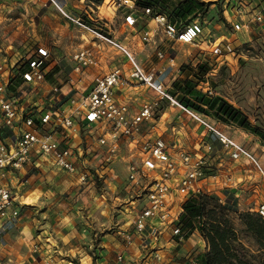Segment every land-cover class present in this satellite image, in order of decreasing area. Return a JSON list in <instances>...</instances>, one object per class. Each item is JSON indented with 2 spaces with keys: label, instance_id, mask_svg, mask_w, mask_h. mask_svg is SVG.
I'll return each mask as SVG.
<instances>
[{
  "label": "rangeland",
  "instance_id": "374dc122",
  "mask_svg": "<svg viewBox=\"0 0 264 264\" xmlns=\"http://www.w3.org/2000/svg\"><path fill=\"white\" fill-rule=\"evenodd\" d=\"M56 1L61 3L60 0ZM113 1L117 3L118 0H81V6L75 7L73 14L94 27L109 32L112 18L123 17V12L126 11L125 8L115 10ZM196 1L203 5L197 6L193 14L177 20V24L184 25L198 21L204 27V31L195 43H181L177 49L167 51L173 52L174 56L178 55L176 72L178 77L170 87L174 89V82L184 81L188 77L193 83L195 82L199 91H204L208 96H217L238 109L251 127L257 129L258 134L254 132L252 134L260 140L246 142L237 131L240 128L244 131L246 129L236 124L225 126L224 123L216 121L210 111L205 115L228 137L256 155L258 151L264 150L258 147L252 149L249 141L251 144L264 143L262 136L264 135V21L257 22L253 20V16L260 7H264V0H227L224 1L225 8L222 4L223 0H218L214 2L213 10L210 9L211 3ZM239 1L244 4L240 15L242 22L248 25L244 33L246 43L243 46L237 42V34L233 31V24L240 21L237 14ZM73 2L75 3L74 0ZM172 2L175 4L166 7L163 12L174 20L172 9L177 2ZM49 5L52 7L49 8ZM218 13H224L227 20L219 18L215 25L209 19L213 14ZM58 15L61 16L49 0H0V61L5 60L8 65L17 61L14 67L23 66L25 58L33 55L37 48H47L50 58L47 61L49 65L45 78L49 76L48 79L57 82L53 85L58 88V97L61 98L64 95H74L82 85L87 88L95 75L106 74L102 71L114 69L113 59L103 62L101 58L112 53L117 54L107 46H96L91 40H88V44H82L85 38H80L72 25H65L66 23ZM213 25L215 28H211ZM76 29L81 30L77 27ZM140 39L143 45H147L142 38ZM219 42L222 47L226 42L231 43L236 49L235 56L230 55L226 58L214 56L211 49ZM121 43L128 48L124 42ZM148 45H156V39L154 43ZM82 48L94 51L97 65H91L81 73L75 74L72 72L74 64L72 55ZM159 51L164 53L163 50L155 47V54ZM53 52H56L59 58L54 57ZM54 60L58 62V70L61 72L53 71L55 66L50 63ZM199 65L209 69L207 73L212 78L207 82L206 78L197 76ZM69 79L71 81L67 86ZM202 83L206 84L205 87L201 85ZM183 93L180 91L177 99H180ZM160 114L159 111L154 114L156 122H159ZM164 119L166 122L164 120L162 121L164 123H160L158 133L163 135L173 150H182L194 157H204V173L207 180L203 185L202 194L216 196L220 204L227 205L226 215L242 243L245 254L249 256L246 259L252 264H264V251L259 250L254 236L246 230L239 218L240 213H256L249 209L257 208L259 205V203L255 204V201L256 196L261 195V181L252 165L244 159L233 161L229 151L216 142L213 143L216 145L213 150L203 146L206 140H211L210 134L202 135L198 127L194 130L190 123L191 119L179 108L168 111ZM154 126H146L144 131L157 132L152 130ZM100 129L99 126H82L78 133L74 132L70 135L69 146L74 150L77 147L83 149L82 160L89 172V179L85 185L79 184L78 181L73 183L72 177L67 172L55 167L51 174L46 173L50 174L48 179L52 183L46 185V179L42 180L41 185L45 187L42 191L44 200L38 206L40 212L33 211L31 219L37 218L34 219L35 227L37 229L46 227L49 235L44 247L41 248V241L37 240L39 242L37 244L40 245L34 243L33 249L40 251L39 253L45 257L44 262L52 260L55 264H112L117 255L122 256L120 264H196V256L202 251H208V244L199 230V227L204 225V219L200 222L195 221L194 229L191 231L185 226L182 229L184 238L180 242L172 236L171 231L166 236L168 240L163 236L164 234L158 233L149 238L139 237L133 234L132 228L127 231L132 233L130 243L121 236L120 232L128 228L132 216L131 202H135L136 210L142 203L135 199V194L140 193V190L128 180L129 153L126 148L122 146L115 159L109 163L104 162L105 149L98 144ZM225 178L229 179L228 187L220 185ZM223 197H226L227 203L224 202ZM176 225L179 228L184 226L179 220ZM194 233L192 240L201 243L202 247L189 244L188 238ZM115 243L121 245L120 250L118 247L115 250H108L110 245ZM134 245L137 249L133 248ZM237 250L240 251V247H237Z\"/></svg>",
  "mask_w": 264,
  "mask_h": 264
},
{
  "label": "built area",
  "instance_id": "2783aa9c",
  "mask_svg": "<svg viewBox=\"0 0 264 264\" xmlns=\"http://www.w3.org/2000/svg\"><path fill=\"white\" fill-rule=\"evenodd\" d=\"M61 16L92 36V43L96 46H107L124 56L128 63L126 70L116 67L104 75L95 76L89 86L78 90L74 95L58 97V88L50 90V100L46 107L37 109L27 102L30 93L45 83L50 52L47 48L39 47L33 55L25 58L23 66L14 67L0 61V111L2 125L13 131L10 139H0V223H15L20 210L12 190L6 180L18 173L25 165L36 157L50 161L55 167L75 174L77 181L85 185L89 179L83 159V149L69 146L70 135L76 132L78 124L85 126H99L105 129L98 137L99 146L105 149L104 162L115 159L123 144L128 148L127 161L128 180L142 189L135 199L142 200V206L131 220L133 234L143 237L156 234L160 230H170L177 241L183 240L184 235L176 225L179 218L178 209L190 196L202 194L203 185L207 180L204 173V157H194L179 150H173L161 133L145 132L146 126L154 119V114L161 101H167L171 106L179 108L189 119L201 127L203 134L215 137L219 145L229 151L233 161L244 159L248 161L261 180H264V163L248 151L241 144L228 137L209 119L197 111L182 105L165 86L158 82L153 73L144 71L136 61L134 55L112 35L102 29L94 27L79 16L71 15L56 0H49ZM137 0L113 1L115 10L125 8L123 12L126 27H133L140 17L148 19V26L142 33L145 44L155 42L156 36L161 34L173 42L183 44L195 43L204 31L198 21L184 25L172 23L165 13H154L151 7L137 9ZM244 4L238 2L237 14L240 21L233 24V31L240 46L246 43L244 33L248 25L242 22L241 13ZM253 20L264 21V7H260ZM211 53L216 57L235 56L236 49L231 43H215ZM157 56L164 58L159 51ZM74 62L72 72L79 74L83 69L97 65L96 55L89 48H82L72 55ZM51 65L57 66L56 60ZM20 78L23 85L16 84ZM206 82L209 78L205 75ZM71 80L67 81L69 84ZM33 85V86H32ZM130 86H145L156 92L155 99L144 103L136 113H131L127 105L119 104L115 97V90ZM210 149V147H208ZM222 187H228L229 179H222ZM177 208V209H176ZM256 213L264 219V203H261ZM127 243L131 242L132 233L123 234ZM121 255H117L112 264H120ZM44 264H55L47 260Z\"/></svg>",
  "mask_w": 264,
  "mask_h": 264
},
{
  "label": "crops",
  "instance_id": "0c3cea01",
  "mask_svg": "<svg viewBox=\"0 0 264 264\" xmlns=\"http://www.w3.org/2000/svg\"><path fill=\"white\" fill-rule=\"evenodd\" d=\"M74 1L75 3L73 2V0H60L61 3L59 4L62 5L68 12L73 14L75 10L74 8L81 6L80 4L81 0H74ZM153 1H156V0H153ZM172 1H176L177 3L175 6H177L179 2H181L182 0H159V2H157V6L159 9L164 10L166 9V7L173 6V4H175ZM200 1L211 3L210 9H212L215 5L214 2H217L218 0H200ZM224 1H227V0H223L222 2L223 7L225 8L226 5ZM142 2L152 3V0H137L136 5L137 7H139L138 8L139 10L141 9L140 6L142 7L145 6V4H142ZM153 4H156V3H153ZM51 7L52 6L49 5V8ZM154 7H156V5ZM224 13L226 14L227 12H224ZM224 13L222 14L218 13L217 15L213 14L210 17L209 21L210 22L213 21L214 24L217 25L219 18L226 19V15ZM58 16L64 23H66L65 25H72L74 30L78 33V36L80 35V38H85V41L81 42L82 44H88V40L92 41V36L89 33L85 31L83 32L81 30H77L73 24L66 21L60 15ZM112 20L113 21L112 22L110 21L109 23L112 25V27H109V32L108 31L106 32L110 33L112 37H114L116 40L118 41L120 40L121 42H124L129 48V49L127 48L128 51H130V53L134 55L136 61L142 66L144 71L148 73H153L158 82L162 83L172 95L177 96L178 93H175L176 90L171 89L170 86H171V83L175 81L178 77V75L176 74V72L178 71L177 70L178 55L176 54L174 56L173 52L168 53L167 51H171V49L172 50L177 49L179 45H181V43L170 41L166 38H163L161 34H158L156 36V45H143L140 38H141L143 31L147 28L149 24L148 19H146L145 17H140L137 20L136 24L131 28L126 27V25L124 24L123 17H115V18H112ZM215 25L211 26V28H215ZM221 35L224 36V34H221ZM155 47H158V49L164 51L163 59L158 58L157 54H155L154 52ZM110 49L113 50L115 54H117L116 50L112 48ZM52 51H54V49ZM53 54H55L54 57L59 58L56 55V52H53ZM110 58L114 60L113 68L121 67V66L123 67L124 70L128 68V63L126 61V58L119 54L114 55L112 53L107 57L103 56L101 58V61L104 62ZM15 62L17 63V61ZM16 63H12V65L10 66H14V64ZM56 63L58 64L57 61ZM58 68H59V65L55 66L53 71L61 72V70H58ZM102 72L107 73L109 72V70L107 69ZM102 72H99V73H102ZM48 77L49 76H46L45 83L37 87L35 92L30 93V95L27 98L28 104H30L31 106L37 109L44 108L46 107V105L49 104V100L51 98L50 90L52 87H54L53 84H57L56 81H51L50 79H48ZM15 82L18 85H23L22 88H26V85L24 83L22 84V81L20 80L19 77L16 78ZM82 84L83 83H80V85ZM66 85L68 86L69 84L66 83ZM201 85L205 87L206 84L202 83ZM85 88H86L85 85H82L81 88H78V90H83ZM203 90H205V88H203ZM156 96L157 95L155 91L147 87L145 88V86H130V87L122 88V89L118 88L115 90V97H116L117 102L119 104L127 105L131 113H136L144 103L155 99ZM61 99H63V97ZM175 108H176L175 106H171L167 101L165 100L161 101L159 104V107L157 108L155 112L157 113L159 111L161 113L160 117L158 118L159 122H156L154 118L152 123L148 125V127L155 125L154 127H152V130H155V131H157V129L160 130V123L165 120L164 116L167 114L168 111L174 110ZM2 117L3 116L0 111V139L8 140L13 136V131L2 125V119H3ZM216 121H219V120H216ZM164 122H166V120ZM190 123L191 125H193L194 130L197 129L198 127L199 130L201 131V134L203 135V132H202L203 130L201 129V127H199L198 124H196L195 122L191 120H190ZM82 126H85V125L78 124L76 133L79 132L80 127ZM225 126H229V125L225 124ZM104 130L105 129H102V128L100 129L99 136L104 132ZM239 130L237 131L240 133L241 137L244 138L242 140H246V142L248 140L256 141L258 139L257 136H254L252 132L248 130L244 131V130H241V128ZM148 131L152 132L151 130H148ZM152 133H155V132H152ZM210 138L211 140L213 139V141L206 140L203 146L210 147L209 150H213L214 147L216 146V145H213V143L216 142V144L218 145L219 143L215 139V137L210 135ZM249 145L252 146L251 147L252 149H254L255 147H258L260 150H264V147H262L264 143L262 142H255L251 144L249 141ZM122 146L123 148H126V150L128 151V148L126 147L125 144H123ZM128 153L130 152L128 151ZM254 156H256L262 163H264V151H258L257 154ZM54 167L55 166L47 159L42 158V157H38V158L36 157L31 163L25 165L22 169H20L18 173H15L13 176H11V178L6 180V184L12 190L15 196L16 202L19 206L20 216L15 223H8V224L0 223V264H44L43 262L45 260V257H43L41 253H39L40 251L39 252L35 251V249H33V246H34V243H36L35 245L37 246L40 245V244H37L39 243L37 240H40L41 248L44 247V245H46L45 240L47 238V235H49V233L46 227H43V229H37V227H35L36 220L34 221V219H37V218L31 219V215L33 211L35 210L38 213L40 212L38 206L41 205L42 201L44 200L42 191H44L45 189V187H43L41 183L43 179H46V185L52 183L48 179V175H50L52 171H54L53 170ZM48 172H50V174H46ZM67 174L72 177L73 183L77 182V177L75 174H69V173ZM260 181H261V184H260L261 195L259 196L257 195L256 201H255V204L259 203V205L261 203H264V180L260 179ZM135 188L140 190V193L135 194V198H136L138 195L141 194L142 189L139 187H135ZM28 199H30V201ZM223 199H224V202L227 203L226 197H223ZM139 201H142V200H139ZM131 203L132 204L130 208L132 211V216L128 223V228L122 229V231L120 232L122 237L126 231L132 228L130 224L131 220L133 216L138 212L140 207L142 206V204H139L136 210V208L134 207L135 202L133 203L132 201ZM256 209L257 208H251L249 210H253L256 212ZM181 212H182V208L180 207V209H178L179 215L181 214ZM159 230L160 231L158 232V234L159 235L164 234L163 236L165 238L166 236H168L170 232V230L163 231V229L161 228H159ZM148 231L146 232V235L143 237L149 238L152 236V234H149ZM153 235H156V234H153ZM194 235L195 233L190 238H188L189 244L191 246H195V244H197L199 247H202L201 243H199L198 241L195 242L192 240L193 239L192 237ZM153 238L155 239V236ZM166 240H168V238H166ZM117 247L119 249L121 245L119 243H115L113 245H110V249L108 250H115ZM133 248L137 249V246L134 245ZM116 251L118 252V250Z\"/></svg>",
  "mask_w": 264,
  "mask_h": 264
},
{
  "label": "trees",
  "instance_id": "16d2710c",
  "mask_svg": "<svg viewBox=\"0 0 264 264\" xmlns=\"http://www.w3.org/2000/svg\"><path fill=\"white\" fill-rule=\"evenodd\" d=\"M137 2V1H136ZM159 0L152 3L147 2L144 7H151L154 13H164L163 9L154 7ZM156 3V4H153ZM154 5V6H153ZM203 3L196 0H182L173 8L174 20H169L177 24V20L185 18L195 12L196 7H201ZM167 9V8H166ZM165 10V9H164ZM197 76L205 75L209 71L205 66L197 67ZM175 93L183 91V96L176 99L184 106L205 115L210 111L215 118L224 124H236L248 131L258 134L257 129L251 127L249 121L242 113L232 105L217 96H208L206 93L199 91L190 78L184 81H176L173 84ZM174 96V95H173ZM191 98V99H190ZM261 135V134H260ZM264 136V135H262ZM182 212L179 215V223L189 227L191 231L195 221H204L203 227H199L204 239L208 244V251L202 252L196 256V264H252L246 257L242 243L237 238L235 229L226 215L227 205H222L218 199L207 194H197L188 197L181 206ZM239 218L246 230L254 236L258 243L259 250L264 251V219L257 213L244 212L239 214ZM240 247V251L237 250Z\"/></svg>",
  "mask_w": 264,
  "mask_h": 264
}]
</instances>
